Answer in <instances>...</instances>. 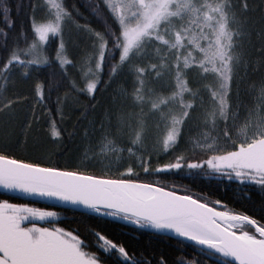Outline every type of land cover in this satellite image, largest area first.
I'll return each mask as SVG.
<instances>
[{"label": "snow or ice", "instance_id": "1", "mask_svg": "<svg viewBox=\"0 0 264 264\" xmlns=\"http://www.w3.org/2000/svg\"><path fill=\"white\" fill-rule=\"evenodd\" d=\"M88 3L102 30L79 23L76 16L82 14L65 0H28L29 29L10 39L16 24L12 0H0V116L9 121L16 116L17 106L29 98L16 85L31 81L35 104L21 124L25 142L41 118L36 107L51 113L45 101L53 91L64 88L56 97L61 119L69 100L108 94L99 111L85 106L84 115L91 109L93 116L72 166L16 158L23 144L19 138L6 141L0 146V187L6 194L62 202L82 216L97 214L103 223L87 225L86 233L45 227L41 222L52 224L49 218L60 213L0 199V264H152L106 234L109 218L153 233L173 232L199 245L198 256L181 264H205L200 256L212 264H264V201L258 211L255 205L249 209L252 215L221 211L220 200L141 178V172L186 169L193 177L235 179L264 193V76L251 78L264 67V0ZM66 25L90 42L79 60L70 53ZM53 41L58 43L49 53ZM53 66L39 78L42 68ZM48 123L50 135L60 138L56 120ZM192 128L198 134L188 136V147L176 154ZM161 153L172 159L153 167ZM95 168L100 174L90 171ZM156 264L169 261L160 256Z\"/></svg>", "mask_w": 264, "mask_h": 264}, {"label": "trees", "instance_id": "2", "mask_svg": "<svg viewBox=\"0 0 264 264\" xmlns=\"http://www.w3.org/2000/svg\"><path fill=\"white\" fill-rule=\"evenodd\" d=\"M36 0H33L35 3ZM67 6L71 9L74 5L82 16H76V19L81 24L90 23L91 26L97 30H102V24H100L96 18L91 14L88 0H65ZM259 3L260 0H255ZM23 3V7H18ZM12 18L16 21L15 27L9 31L10 39L15 38L20 30L29 29V15L30 9L28 7V0H12ZM40 13H37L39 16ZM259 15V13H254ZM86 17V19H85ZM2 20V17H0ZM0 27L3 24L0 23ZM31 35L29 31V36ZM65 39L69 40V50L74 59L79 60L84 50H87V46L90 43L84 34L78 32L72 25H66ZM252 42L258 47L259 38L252 37ZM58 41H53L49 44L48 51L52 53ZM55 70L53 68H42L39 78L44 79L49 72ZM69 72L75 75L74 69H69ZM261 76H264V67H260L257 71L252 73L251 78L255 81H259ZM31 81H27L23 84H17L16 88L27 95L28 100L22 102L17 106L16 116L9 121L6 117L0 116V146L6 141L15 143L19 138L23 147H17L15 150L16 158L26 159L29 161H35L37 159L41 161H50L48 166H72L82 151V137L83 129L88 126L89 120L93 116L91 109L88 110L87 115H84L85 106L93 104L97 106V111L105 106L108 102V94L103 91L96 94L95 100H90L87 96H80V103H73L68 101L65 106V114L63 119L55 111L56 109V97L57 95H63L64 88H60L57 91H53L49 99L45 101L47 108L52 109L51 113L47 112L43 106H37L36 112L41 118L33 123L30 130L27 131L26 142L25 136L21 134V124L25 118L30 117L31 110L35 101L32 99L31 94ZM66 86V81L64 82ZM110 91V90H109ZM208 101L206 100V103ZM54 118L57 123V127L62 129V136L56 138L50 135L49 118ZM199 131L197 128H192L191 131H186L184 139L181 140L180 147L175 150L176 154L183 151L186 146L185 140L188 136H193ZM75 132L76 135H70ZM180 149V151H177ZM172 159V154L164 155L160 154L159 159L154 158L152 166L156 167L161 163H166ZM100 174V169H90ZM138 171H140L138 169ZM141 178L148 181H159L168 185H175L177 190L184 194L187 192L200 193L207 196L210 200H220L224 207H220L221 210H234L237 212L248 211V214H254L253 211H249L253 206H258L264 201V193H262L258 186H252L250 184L241 185L235 179L228 180L223 177H210L200 175L193 177L188 174L186 169L183 170H167L160 174L145 175L141 172ZM0 199H8L11 203H27L34 207L46 208L49 210H55L60 213L56 218H49L53 221L52 224L41 222V226H59L66 227L69 230L72 228H80L82 233H86L87 225L89 224H101L100 220L96 219L97 214H92L91 217L82 216L79 212L69 207H63L54 204H46L43 202H37L26 197H22L18 194H6V190H0ZM257 218H259L257 216ZM113 221L111 225L107 226L106 234L110 238H118L124 243L129 245L133 251L139 255H143L152 261V264H156V261L160 256H165L169 261V264H181L183 260H191L198 256V249L182 240L173 238L161 233H153L149 229H139L136 225L130 224L118 220L116 218H109ZM88 239L91 241L92 237L89 235ZM95 250V249H93ZM200 260L205 261V264H212L206 257L200 256Z\"/></svg>", "mask_w": 264, "mask_h": 264}, {"label": "water", "instance_id": "3", "mask_svg": "<svg viewBox=\"0 0 264 264\" xmlns=\"http://www.w3.org/2000/svg\"><path fill=\"white\" fill-rule=\"evenodd\" d=\"M0 190H5V189H2L0 188ZM22 197H26V198H29L31 200H34V201H37V202H43V203H46V204H54V205H59V206H63V207H69L71 208L70 206L66 205V204H63L62 202H57V201H54V200H51L49 198H46V197H39V196H28V195H25V194H18ZM220 206H218L219 208ZM124 222H128V221H124ZM130 223V222H128ZM164 235H167V236H170V237H173V238H177L179 240H182V241H185L193 246H195L197 249L200 248L199 245H197L195 242L193 241H190V240H186L185 238L183 237H179L177 236L175 233L173 232H168L167 234H164Z\"/></svg>", "mask_w": 264, "mask_h": 264}, {"label": "rangeland", "instance_id": "4", "mask_svg": "<svg viewBox=\"0 0 264 264\" xmlns=\"http://www.w3.org/2000/svg\"><path fill=\"white\" fill-rule=\"evenodd\" d=\"M198 132H199V131H197V132L195 133V135H193V136H196V135L198 134ZM186 140H187V138H186ZM186 140H185V141H186ZM184 144H185V145H183V146H181V147H184V146L188 147V145H187L186 143H184ZM177 151H180V149H178Z\"/></svg>", "mask_w": 264, "mask_h": 264}, {"label": "bare ground", "instance_id": "5", "mask_svg": "<svg viewBox=\"0 0 264 264\" xmlns=\"http://www.w3.org/2000/svg\"><path fill=\"white\" fill-rule=\"evenodd\" d=\"M0 188H2V187H0ZM3 189V188H2Z\"/></svg>", "mask_w": 264, "mask_h": 264}]
</instances>
